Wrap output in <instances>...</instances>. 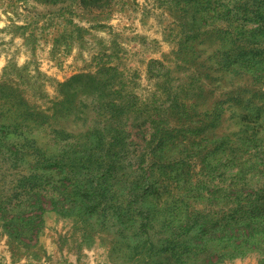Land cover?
<instances>
[{
  "label": "rangeland",
  "instance_id": "obj_1",
  "mask_svg": "<svg viewBox=\"0 0 264 264\" xmlns=\"http://www.w3.org/2000/svg\"><path fill=\"white\" fill-rule=\"evenodd\" d=\"M0 264H264V0H0Z\"/></svg>",
  "mask_w": 264,
  "mask_h": 264
}]
</instances>
